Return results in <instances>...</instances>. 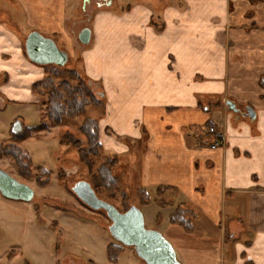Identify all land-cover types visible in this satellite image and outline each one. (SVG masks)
Listing matches in <instances>:
<instances>
[{
    "label": "crops",
    "instance_id": "1",
    "mask_svg": "<svg viewBox=\"0 0 264 264\" xmlns=\"http://www.w3.org/2000/svg\"><path fill=\"white\" fill-rule=\"evenodd\" d=\"M8 1L21 20L6 7L0 96L44 78L25 55L27 34L68 55L88 28L80 73L100 94V153L115 154L118 165L139 151V188L170 192L156 223L179 263L264 264V0ZM208 126L223 133L222 148L201 146ZM178 206L190 231L169 222Z\"/></svg>",
    "mask_w": 264,
    "mask_h": 264
},
{
    "label": "rangeland",
    "instance_id": "2",
    "mask_svg": "<svg viewBox=\"0 0 264 264\" xmlns=\"http://www.w3.org/2000/svg\"><path fill=\"white\" fill-rule=\"evenodd\" d=\"M90 1L94 3L96 0ZM6 7L13 13L12 18L16 22L21 20L20 13L12 2L0 0V23L6 24L7 29H12ZM88 19L89 16L86 15V22ZM19 23L17 22L18 26ZM18 30L22 32L24 28L19 27ZM82 48L76 40L74 53L69 51L67 55L65 69L77 71L86 82L80 73ZM42 68L45 78L46 68L49 66ZM4 71L0 69V75ZM61 78L60 76L56 80ZM3 83L0 80V86L4 89L7 84ZM91 91L96 92L93 86ZM1 94L0 145L10 144L12 128L16 122L21 124L22 130L34 129L41 121L45 122V96L36 94L30 84H21L16 89L8 88ZM102 109L91 105L77 118L65 119L57 126L49 125L44 130L31 133L26 140L19 141L17 146L31 159L29 175L19 171L12 159L0 156V169L34 191V197L29 203L8 200L0 195V264H113L107 261L106 248L111 244L121 245L110 236V221L105 213L92 211L72 193V187L80 181L89 183L99 199L111 204L121 213L130 207L139 209L145 228L161 234L162 226L160 222L156 223V219L158 214L165 216L166 212L163 213L161 209L172 203L168 197L170 192L159 190L155 194L149 192L147 195L139 188V151L127 153L118 159V165L123 168L116 170L118 165H115L112 174L116 184L112 189L106 190L97 185L98 167L116 155L99 152L90 159V166L87 167L80 162L79 155L72 146V141L76 139L81 140L82 146H85L79 126L87 117L98 119ZM41 168L50 175L49 182L45 185L35 179L43 172ZM43 181L44 179L41 182ZM177 209L185 210L179 206L175 208ZM231 245L232 242L222 245V258L227 259L225 253ZM176 259L179 262L177 255ZM115 264L144 263L135 256L133 249L124 247Z\"/></svg>",
    "mask_w": 264,
    "mask_h": 264
},
{
    "label": "trees",
    "instance_id": "3",
    "mask_svg": "<svg viewBox=\"0 0 264 264\" xmlns=\"http://www.w3.org/2000/svg\"><path fill=\"white\" fill-rule=\"evenodd\" d=\"M62 77L60 80L57 78ZM86 80V79H85ZM91 86L87 80L84 82L79 73L75 70H67L65 66L58 68L49 66L46 68V76L40 82L32 85V90L36 94L45 96L43 121L34 129H24L18 135H12L10 144L0 145V156H5L13 160L19 171L29 175V167L31 159L28 154L17 146L19 141L26 140L30 134L39 130H44L49 125H60L65 119L77 118L87 107L100 105L99 93L91 91ZM79 131L85 139V146H82L81 140H73L72 146L79 155L80 162L87 167L90 166L91 158L96 157L100 152L98 143V125L97 120L87 117L82 120ZM116 159H107L98 167V175L96 182L98 186L106 190L112 189L116 180L112 171L116 165ZM36 177V181L42 185L49 182L48 171L41 168ZM42 179H44L43 182ZM94 190V188H93ZM159 191V190H158ZM145 203V202H144ZM187 210L177 209L170 218V224L181 226L190 231L192 226L189 223ZM123 248L119 245H108L106 248L107 261L115 264L119 256L123 252Z\"/></svg>",
    "mask_w": 264,
    "mask_h": 264
},
{
    "label": "water",
    "instance_id": "4",
    "mask_svg": "<svg viewBox=\"0 0 264 264\" xmlns=\"http://www.w3.org/2000/svg\"><path fill=\"white\" fill-rule=\"evenodd\" d=\"M90 30L82 29L78 42L85 46L90 42ZM24 50L27 59L38 66H56L63 68L68 60L67 54L60 50L55 42L31 32L24 41ZM225 106L228 111L236 113L238 110L233 102L227 101ZM254 120L255 114L249 108L246 114ZM22 132V126L16 122L12 134ZM72 193L92 211H103L110 221L108 232L112 239L122 247L133 249L135 256L144 264H180L171 244L158 232L147 230L144 226L143 215L139 209L130 207L121 213L111 204L99 199L91 185L87 182H77L71 189ZM0 195L8 200L29 203L34 197V191L26 184L0 169Z\"/></svg>",
    "mask_w": 264,
    "mask_h": 264
},
{
    "label": "built area",
    "instance_id": "5",
    "mask_svg": "<svg viewBox=\"0 0 264 264\" xmlns=\"http://www.w3.org/2000/svg\"><path fill=\"white\" fill-rule=\"evenodd\" d=\"M201 146L214 150L224 146L223 133L214 126H208L201 130Z\"/></svg>",
    "mask_w": 264,
    "mask_h": 264
},
{
    "label": "flooded vegetation",
    "instance_id": "6",
    "mask_svg": "<svg viewBox=\"0 0 264 264\" xmlns=\"http://www.w3.org/2000/svg\"><path fill=\"white\" fill-rule=\"evenodd\" d=\"M86 1H89V0H86ZM134 252V251H133ZM142 262V261H141Z\"/></svg>",
    "mask_w": 264,
    "mask_h": 264
}]
</instances>
